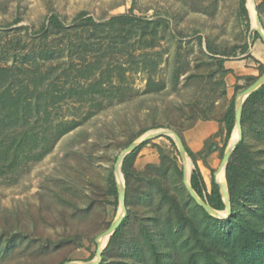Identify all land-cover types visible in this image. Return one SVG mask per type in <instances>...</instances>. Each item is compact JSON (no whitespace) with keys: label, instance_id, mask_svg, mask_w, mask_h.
Returning a JSON list of instances; mask_svg holds the SVG:
<instances>
[{"label":"rangeland","instance_id":"374dc122","mask_svg":"<svg viewBox=\"0 0 264 264\" xmlns=\"http://www.w3.org/2000/svg\"><path fill=\"white\" fill-rule=\"evenodd\" d=\"M253 1L256 17H259L260 0ZM246 6L249 28L238 15L239 0H0V49L6 48V42L11 43V39L15 42L21 38L28 50L32 46L29 33L39 29L55 12L65 17L68 26L74 24V18L82 10L97 22L120 13L168 20V24L158 25L149 47L131 48L129 42L117 44L92 76L93 81L99 80L106 87L122 86L123 97L97 95L96 102H103L100 106H96L95 101L80 105L69 100L63 102L57 115L74 118L79 125L58 138L40 161L30 163L18 176L0 178V237L3 241L0 264H85L91 261H94L92 264L102 261L103 264H131L128 258L125 261L129 263H123L122 251L126 246L102 254L109 237L102 245L99 239L121 211L120 202L115 208L113 197L108 194V173L111 169L114 172L120 153L137 140L142 141L137 145L141 147L132 164L134 169L166 179L170 189L176 191L178 186H185L193 163L188 154H181L177 140L169 134L168 130H172L185 150L188 147L199 152L198 165L210 186L211 170L215 177L223 167L225 151L220 153L223 114L233 98L238 102L242 92L264 74L261 73L264 44L253 41L257 24L249 0ZM84 33L80 29L72 30L73 42L65 39L60 53L49 57L46 63H65L70 55L75 57L72 44L80 42L81 37L84 40L87 36ZM207 43L229 52L246 44L247 50L237 55L215 54L208 51ZM107 49L103 46L99 54ZM131 54L135 57L131 58ZM97 56L96 51L88 59L97 60ZM143 58L145 61L141 60ZM220 58H224V62H219ZM12 62L11 55L6 59L0 57V65ZM144 66L146 70L141 69ZM152 81L155 86L151 85ZM149 85L153 88L151 91ZM243 98L240 103L244 102ZM242 134L241 125L239 139ZM247 135L254 158L262 160L264 166L260 141L253 131L248 130ZM260 172L264 173V167ZM136 185L132 183L130 194L134 195ZM151 192L155 202L147 205L138 202L131 207L139 217L147 216L148 210L160 201L156 187L153 186ZM4 210L18 216L8 223L9 226L16 223L17 227L6 226ZM128 212L125 204L123 215L129 216ZM230 212L220 210L215 217L227 219ZM132 219L136 222L137 217ZM217 226L226 232L231 228L228 222ZM4 228L7 236L17 234L24 239L6 244L7 236H2ZM5 246H8L6 250ZM97 249L101 250L100 260L96 257ZM91 252L95 254L89 259ZM146 259L151 260L149 252Z\"/></svg>","mask_w":264,"mask_h":264},{"label":"trees","instance_id":"16d2710c","mask_svg":"<svg viewBox=\"0 0 264 264\" xmlns=\"http://www.w3.org/2000/svg\"><path fill=\"white\" fill-rule=\"evenodd\" d=\"M246 1L239 0L238 15L245 27L249 28ZM257 10L264 28V0L257 4ZM161 22L168 24V20L164 18L151 20L132 13L114 14L107 20L97 22L82 10L74 18V24L68 26L65 17L55 12L48 16L47 22L39 29L29 33L28 39L32 46L28 50L21 38H17L15 42L13 39L11 43L6 42V48L0 49V57L6 59L7 55H11L13 62L0 65V178L6 176L11 179L18 176L30 163L40 161L58 138L79 125L74 118L64 119L57 115V109L61 108L60 104L63 102H96L97 95L102 98L112 95L123 97L122 86L114 85L109 88L99 80L93 81L92 76L101 68L105 55L113 53L117 44L125 45L129 42L131 48H136L137 45L149 47ZM77 29L87 36L72 44L71 50L75 57L70 55L65 63L50 61L47 64L49 57L60 53V45L65 39L73 42L70 33ZM253 41L264 44L257 30H253ZM103 46L108 48L107 52L105 50L99 54ZM207 49L210 53L237 55L245 53L247 45L237 46L229 52L207 43ZM96 51L98 59H88ZM134 57L132 55L131 58ZM141 60L145 61V58ZM219 62H224V58H220ZM141 69L146 70L147 67ZM263 72L264 65L261 67V73ZM151 83L155 86L153 81ZM152 89L151 87L149 90ZM102 103L98 101L95 105L100 106ZM241 125L242 137L232 150L225 167L231 203L227 219L209 214L196 203L185 186H178L174 191L170 189L166 179L145 170L134 169L132 164L141 147L139 145L127 153L121 163L129 216H124L110 235L102 254L126 246L122 251L123 263H129L128 260L125 261L128 258L131 264H264V173L260 172L264 166L262 160L254 158L247 135L248 130L253 131L264 151V83L245 98L241 109ZM234 126L233 98L222 117L221 154L225 151ZM174 146L177 148L175 143ZM186 151L193 163L189 177L192 188L211 207L224 210L225 202L215 181L214 170H211L208 186L198 165L199 152H193L188 147ZM107 179L108 194L113 197L116 208L119 196L113 169L109 171ZM132 183L140 185L133 186L134 195L130 194ZM153 186L160 195V201L148 210L147 216L139 217L131 207L138 202L144 205L155 202L151 192ZM2 213L7 227L18 226L16 223L13 226L8 224L10 220L18 219V216L11 214L9 210ZM133 217H137L136 222ZM221 222L231 225L228 232L218 228L217 225ZM134 224L136 229L133 228ZM3 231L2 236H7L5 228ZM126 233L130 236H125ZM1 238L0 248L3 245ZM23 239V236L13 234L7 236L6 244L12 245ZM148 252L150 261L146 259ZM94 254L91 252L89 259Z\"/></svg>","mask_w":264,"mask_h":264},{"label":"water","instance_id":"95a60500","mask_svg":"<svg viewBox=\"0 0 264 264\" xmlns=\"http://www.w3.org/2000/svg\"><path fill=\"white\" fill-rule=\"evenodd\" d=\"M257 22L258 23H257L256 30L260 34L261 38L264 40V28H263V26L261 24V21H260V18L258 16H257ZM263 83H264V74L261 75L253 84H251L247 89H245L242 92L241 95L244 97L243 100L247 97V95L250 92H252L256 88H258ZM242 104H243V102L241 104H238L237 101L235 103V126H234V128L238 127L240 133H241V108H242ZM168 131L171 132L169 134H171L177 140V144L179 146L181 154L183 156H188L187 153H186V150H185L183 144L181 143L180 138L177 136V134L175 132H173L172 130H168ZM141 141L142 140H137V141L133 142L132 144H130L129 147H127L125 150H123L120 153V155L118 156L117 162H116L114 173H115V177H116V181H117L116 184H117V188H118L120 209H122L123 212H125V201H124V198H125V185H124V181L122 183L118 181L117 172L119 171L121 173V175H122V178H123V174L121 172L122 160H123L124 156L127 153H129L131 150H133ZM235 145L236 144L231 146L230 145V140H229V144L226 147L224 158H223V162H222V166L224 168V172H225V167H226L227 160H228L232 150L234 149ZM215 174H216V172H215ZM215 181L218 183V185L220 187V191L222 193L223 200L225 202V210H227L228 208L230 209L231 203H230L229 193H228V189H227L226 178H225V185L221 184V182L217 179V175H215ZM185 187L187 189V192L196 201V203L199 204L200 206H202L209 214H211L213 216H218L219 215L217 212H219L220 210H216L213 207H211L205 200H203L194 191V189L192 188V186H191V184L189 182V178H188V181L185 182ZM123 217H124V215L119 213V215L115 218V220L112 222V224L108 227V229L104 232L103 235H105L107 237H110V235L114 232V230L117 228V226L122 221ZM100 249H97V251H96V257H98L97 259H99V260L101 258V256H100L101 250ZM92 263H94V261H91V262H88V263H85V264H92Z\"/></svg>","mask_w":264,"mask_h":264},{"label":"bare ground","instance_id":"6f19581e","mask_svg":"<svg viewBox=\"0 0 264 264\" xmlns=\"http://www.w3.org/2000/svg\"><path fill=\"white\" fill-rule=\"evenodd\" d=\"M249 7H250V11H251V13H252V15H253V18H254V21H255V23L257 24L258 22H257V17H256V14H255V10H254V1L253 0H249ZM242 95L239 97V101H241V99H242ZM237 102L238 104H241L240 102ZM240 131H239V128L238 127H236L235 128V130H234V133H233V136H232V139H231V142H230V145L231 146H233L234 144H236L237 142H238V140H239V137H240ZM187 162H185V164H186ZM220 170L218 171V174H217V177H218V180L221 182V184L222 185H225V183H224V170H223V167H221V168H219ZM118 173V179H119V182H121L122 183V176H121V173L118 171L117 172ZM120 183V184H121ZM226 212H228V214H229V212H230V209L228 208L227 210H226ZM123 210L121 209V211H120V214H122L123 215ZM218 214H220L219 212H217ZM102 237L99 239V245H102L104 242H105V240H107L106 238H107V236H105V235H101ZM98 258V257H97ZM69 264H81V263H77V262H72V263H69Z\"/></svg>","mask_w":264,"mask_h":264}]
</instances>
